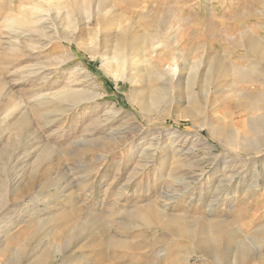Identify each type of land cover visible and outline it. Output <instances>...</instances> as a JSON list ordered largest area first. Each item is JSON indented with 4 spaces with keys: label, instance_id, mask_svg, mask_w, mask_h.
Instances as JSON below:
<instances>
[{
    "label": "rangeland",
    "instance_id": "374dc122",
    "mask_svg": "<svg viewBox=\"0 0 264 264\" xmlns=\"http://www.w3.org/2000/svg\"><path fill=\"white\" fill-rule=\"evenodd\" d=\"M83 1L0 0V232L6 236L0 246V264H7L13 258L12 249L16 252L25 245L27 250L24 249L15 264H34L50 248L49 242L67 235L64 227L70 221H77L81 226L78 229L71 224L70 230L72 228L76 232L86 227V217L105 212L108 219L110 216L106 212H111L113 218L111 216L106 225L113 220L116 225L115 221L124 218L125 212L137 210L165 192L173 195L179 184L168 176L169 170L163 173L165 165L169 169L189 164L196 158L218 157L222 160L232 152H240L228 149L222 138L212 135L201 125V122L212 121L218 127H230L229 118L222 117L226 114L222 108L224 103L218 102L214 89L208 99L203 92L197 94L198 98L193 96L196 99L189 98L186 91L182 95L183 92L176 88V81L160 84L150 80L148 70L161 62L167 67L174 62V58H179L177 62H181V68L184 60L191 63L206 55L213 58L226 53L224 58L228 62L240 60L237 51L244 53L243 49H235L226 38L246 30H256L264 36V0H148L146 6L158 8L159 12L155 11L154 15L146 9L129 8L122 0H110L111 4L113 1L121 2V7L114 13L129 20H121L120 23L129 27L132 25V34L156 35L170 45L163 47L160 51L163 53L152 60L140 61L145 62V72L133 73L131 77L137 81L133 87L103 65L101 15L95 16L93 12L84 10ZM95 1L92 6H96ZM77 5L83 6L82 12L73 11ZM114 13L108 14L107 20H115ZM171 13L174 18L170 17ZM158 14L163 20L173 19L174 26L169 34H164L162 27L156 25ZM12 19L27 25L19 22L13 25ZM110 30L113 32L114 29ZM174 36L177 43L173 40ZM220 38H224L222 42ZM94 53H97L96 57H93ZM203 63L193 62L191 65H201V71L205 67ZM161 86L163 91L158 94L157 104L146 111L141 112L139 103L130 99L132 91L144 90L145 98H149ZM257 89L264 88L259 86ZM68 90L87 94L81 104L73 107L68 101L60 102L61 96ZM195 90L198 92V88ZM197 100L201 102L203 120L195 123L188 118L187 111ZM12 105L16 112L13 118H7V111ZM259 114L257 112L252 116ZM22 116H26L29 125L21 135L23 143L16 128ZM238 128L247 136L245 140L237 136L238 143H244L250 149H254L253 145L264 149V134L254 136L245 116L239 118ZM112 132L117 139L115 141L107 140ZM31 133L34 135L31 136ZM45 147L50 151L48 162H53L47 168L52 176L47 180L40 179L38 186L28 192L26 183L34 170L32 166ZM191 148L196 152H187ZM251 152L253 150H247L243 155ZM148 155H154L155 160L148 159ZM256 155L242 156L249 163L254 161L251 160L253 157L258 161L256 169L262 177L255 194L248 195L241 187L237 193L230 195L234 198L228 202L230 205L222 207L226 197L221 199L216 213L227 221H235V227L240 226L246 232L244 234L257 240L253 231L264 228V154ZM253 167L249 169L248 183L252 181L251 174L255 173ZM206 170L207 176L214 171L212 166H207ZM61 174L64 179H60ZM217 175L208 180L212 188L220 178ZM205 182L200 180L199 186ZM64 190L66 194L62 196ZM33 196L40 201H32ZM184 199H178L169 211L174 214L188 212L195 218L201 217L204 211L201 204L193 200V208L187 210L188 200ZM49 218L53 221L45 230L50 231L51 241L46 242L42 249L37 246L42 237L28 244L26 239L37 222ZM93 226L91 230H100L98 224ZM124 227L121 225V235L129 234L134 242L152 240L157 232L155 228L145 226L134 229ZM78 233L82 234V231ZM84 235L74 241L76 246L64 257L49 264H111L118 261L114 259L115 252L119 253V257L125 256L119 263L128 262L131 257L127 256L132 255L137 262L147 263L144 258L141 260L143 251L99 248L92 241H86ZM169 247L173 257L191 256V264H216L194 251L190 243L174 242ZM258 251L264 254V241ZM153 257L149 254L148 258L153 260ZM171 259L156 258L154 261L167 264Z\"/></svg>",
    "mask_w": 264,
    "mask_h": 264
},
{
    "label": "bare ground",
    "instance_id": "6f19581e",
    "mask_svg": "<svg viewBox=\"0 0 264 264\" xmlns=\"http://www.w3.org/2000/svg\"><path fill=\"white\" fill-rule=\"evenodd\" d=\"M122 1H124V3L129 6V8L146 9L149 13H153L152 15H154L155 11H158V8L146 6V4L149 2L148 0ZM83 2V5L86 6L84 7V10L86 9L90 13L93 12L95 16L101 15L100 33L102 47L104 49V52L101 54L103 65L115 72L117 78L125 80L127 83L131 84L132 87L136 86L137 81L131 76L136 71L139 73L145 72V69L143 68L145 62L140 61L147 59L152 60V58L163 53L160 52L162 51L161 49L163 47L167 48L170 45L161 41V39H159L160 37L158 38L156 35L132 34V25L129 27L120 23L124 20H129H126L124 17H118L117 14L115 15L114 13V11H117V9L121 7L120 1H113V4H111L112 1L110 2V0H96V6H92L93 0H84ZM82 9L83 6L81 5L73 7V11L77 13L82 12ZM110 13H114L115 20H107V15ZM160 17L161 16H159V14L156 15V25L162 27L164 34H169L168 32L170 31V28H173L174 26L172 23L173 19L172 21L171 19L163 20ZM170 17L174 18L173 13L170 14ZM18 22L21 25H27L24 22L13 19L11 21L13 25ZM110 29H114L112 30L113 32H111ZM223 39H221V42ZM173 40H177L175 39V36ZM226 41L231 42V45H233L235 49H243L244 53L237 51V54L240 53L238 55L239 58H241L240 60L228 62L224 58L226 53L217 55L213 58H207V55L206 57L202 56L199 59L193 61L195 63L205 62V64L203 63L205 65L204 69L200 71L199 69L201 65H191L193 62L190 63L184 60L185 62H182V64H184L183 68H181V62H177L179 61V58H174V62L169 64L167 67H164L162 62L161 64L157 63L155 64L154 68L150 67L148 72L150 74V80L154 79L155 81L160 82V84L174 83L176 81V88L180 90L181 93L183 92L182 95H185L186 91V93L189 95V98L193 96H197L198 98V93L203 92L205 97L208 99L209 94L214 89L216 98H219L218 102L222 101V103H224L222 108L226 110V114L222 115V117L224 119L229 118L230 129L223 128V126L218 127L217 125L213 124L212 121L211 123L201 122V125L202 127H205L207 130H209L212 135L222 138L224 141V146L228 147V149L239 150V154H234L232 152L229 157H223L222 160H220L218 157H215L214 159L213 157L199 159L196 158L190 163L188 162L189 164L171 166L169 169H167L166 165L163 166V169L166 167L163 173L169 170L167 171L169 172L168 176L174 178L176 180L175 183L179 184V187L175 193L173 192V195L172 193L170 195L169 193L165 192L164 194L158 195L155 200L148 202L143 207H140L134 211L125 212L123 215L124 218H120L119 221H115L116 225L113 224L114 220L110 225H106L107 220H110L111 216L113 218L114 214L111 212H106L107 215L110 216L108 219L105 217L106 214L104 215L105 212L100 213V215H91L86 217L88 218V221L86 220L87 223L84 229L78 230L81 228V226L77 223V221H70L71 223H69L67 226L65 225L66 227H64V229L68 231L67 235H63L57 240L49 242L51 241L49 238L50 231H46L45 228L50 225L51 221L53 220H50L51 218H49L45 221H38L37 226L30 233V236L26 239V242L30 244L33 243L36 238L39 239L42 237V239H39L40 241L37 242L38 248L42 249V247L47 244L46 242H49L48 245L50 248L48 247V249L44 251L34 262V264H49L54 260H58L59 257H64L67 254V251L73 249L76 246L74 245V241H78L79 238H82L86 231L87 232L84 235L85 240H90V242L92 241V243L94 245L96 244L99 248L114 249V251H117L118 249L127 251H143L144 253L141 255V260L144 258L147 262H137L138 260L134 259L132 255L127 256L131 257L128 262L125 261L119 263L118 261L124 259L125 256L119 257V253L115 252L114 259L116 258L118 261L111 264H160L161 261H154L156 258H166L167 260L172 258L171 261H167V264H191V256L186 258L173 257V251L169 250V246L174 242L190 243L193 246L194 251L198 252L204 258L211 259L216 264H264V254L258 251L260 248V243L264 241V228H260L255 232L253 231V234H255V238H257V240L252 239L248 234H244L246 232H243L244 230L240 226L235 227L237 224H235V221H227L223 217H218V214L216 213V207L220 205V201H222L221 199L226 197V200L224 201L225 203L222 204V207L230 205L228 202L234 199L231 198L230 195L237 193L241 187H243V190L248 192V195L255 194L262 174L256 169L258 166V161L253 158L256 154H264V149H260L259 145H253L254 149H250L249 146L247 148V145H244V143H238L237 141V136L239 135L240 137H244V140L245 137H247L240 133L238 128L239 118L244 116L246 119H248L250 132L254 136L258 134H264V89H257L259 86L264 88V36L256 30H246L242 33L239 32L236 36L229 35L228 38H226ZM175 43H177V41ZM165 44L168 46H165ZM96 56L97 53H94L93 57ZM194 86L196 87L193 88ZM252 87L255 88L252 90ZM196 88H198V92L195 90ZM162 91L163 87L161 86L154 90L152 95L149 94V98H145L144 90L132 91L130 93V99L132 102L135 101L136 103H139V107L141 108L142 112L150 109V107L152 108L157 104L159 100L158 94H160ZM85 94H81L80 91L68 90V92L61 96L60 102L63 100V102L68 101L73 107H75L79 103L81 104ZM201 95L202 94L200 93V96ZM194 99H196V97ZM85 100H88V98ZM146 101H148V103ZM188 103L190 104V102ZM194 103L195 105H193V107L191 105L192 109L188 110L187 114L188 118L196 123L198 120H201L202 109L200 108V101L197 100ZM15 112V107H13V105L10 106L7 111V118H11ZM257 112H260V114L252 116V114ZM27 124L28 120L26 116H22L18 125H16L19 138L22 143L24 140H22L23 138L21 135L28 129L29 125ZM113 134L114 133L112 132L111 136L107 135L110 137L107 138V140L115 141L116 137H113ZM30 135L33 136L34 134L32 135L31 133ZM194 148L188 149L187 152H196ZM108 149H110V147ZM247 150H253V152L247 154V156H254L251 159L254 160L253 162L250 161L249 163L246 159H242V156H246L243 154ZM49 152L50 151L45 147L40 155L36 158V161L32 166L34 167V170L31 172L29 181L26 183V189L28 192L38 186V184L41 182L40 179L47 180L48 177L50 178L52 176V173L50 172L51 170L47 169L50 164H53V162H48L49 159L47 157L49 156ZM182 156L183 154L181 157ZM150 158L155 160L154 155L153 157L149 156L148 159ZM45 162L46 164L44 166L43 164ZM184 163L186 162L184 161ZM207 166H212L214 170L210 176L206 175ZM251 167H253L255 173L251 174L252 181L248 183L247 178L249 176V169ZM197 170H199V172H197ZM219 172H221V175H217ZM163 173L161 175H163ZM216 175L220 178L216 181L214 188H212L211 185L208 184V180ZM61 177L62 178H59L64 179V175L61 174ZM237 177H240V180L237 181ZM200 180H204L206 182L199 186L198 182ZM45 183L46 182H43V184ZM171 186L172 185H170V187ZM60 188L61 185L59 189ZM170 190L172 189L170 188ZM65 194L66 191H62L61 195L65 196ZM180 198H185L184 200H188L186 207L187 210L193 208V200H195L197 204H201V208L204 210L202 216L195 218L190 215L191 213L188 212H184L183 214H174L170 212L169 210L171 209V206L176 205L178 199ZM37 200V197L33 196L32 201ZM17 213H20V211H17ZM245 219L246 218H244V220ZM71 224L78 227V231L73 232L72 228L70 230V227H72ZM96 224H98V229H100L98 232H96L94 229L91 230V226H95ZM121 225L125 226L124 228L129 229L145 226L149 229L155 228L157 232L152 236V240H148L146 238L147 240L134 242L130 239L131 236L129 234H127V236L121 235ZM79 231H82V234L78 233ZM1 233L2 232H0V246L4 243L6 237L5 235H1ZM102 237L104 238L102 239ZM78 243L79 242H77V244ZM87 246L89 247V245ZM26 247L28 246L25 245L23 246V249L20 248L16 252H13L12 249L11 252L13 258L8 261L7 264H15V261L19 260L18 256H21L20 254L24 253V249L27 250ZM162 247H165L166 249H163ZM75 252L76 251H74V253ZM149 254L152 256L154 255L153 260H149ZM60 261H62V259H60Z\"/></svg>",
    "mask_w": 264,
    "mask_h": 264
}]
</instances>
